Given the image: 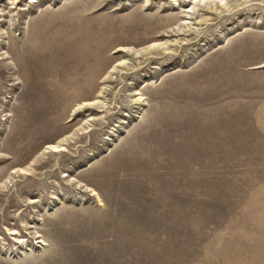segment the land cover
I'll return each mask as SVG.
<instances>
[{
	"label": "rangeland",
	"instance_id": "1",
	"mask_svg": "<svg viewBox=\"0 0 264 264\" xmlns=\"http://www.w3.org/2000/svg\"><path fill=\"white\" fill-rule=\"evenodd\" d=\"M0 264H264V0H0Z\"/></svg>",
	"mask_w": 264,
	"mask_h": 264
}]
</instances>
